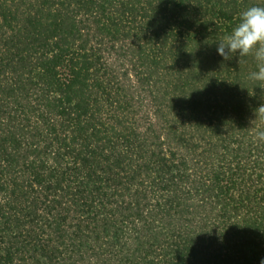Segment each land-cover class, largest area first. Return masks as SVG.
I'll return each instance as SVG.
<instances>
[{
	"label": "trees",
	"instance_id": "trees-1",
	"mask_svg": "<svg viewBox=\"0 0 264 264\" xmlns=\"http://www.w3.org/2000/svg\"><path fill=\"white\" fill-rule=\"evenodd\" d=\"M251 6L0 0V264H261Z\"/></svg>",
	"mask_w": 264,
	"mask_h": 264
},
{
	"label": "clouds",
	"instance_id": "clouds-1",
	"mask_svg": "<svg viewBox=\"0 0 264 264\" xmlns=\"http://www.w3.org/2000/svg\"><path fill=\"white\" fill-rule=\"evenodd\" d=\"M217 54L224 59L233 54H251L256 67L248 74V79L264 82V6H251L239 14L231 32L224 34L217 43ZM254 120L264 125V104L255 109ZM256 136L264 140V127L257 130Z\"/></svg>",
	"mask_w": 264,
	"mask_h": 264
}]
</instances>
